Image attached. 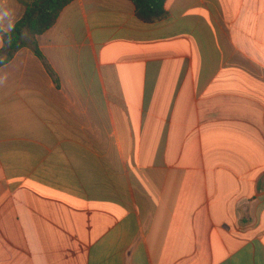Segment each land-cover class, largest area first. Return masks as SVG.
Masks as SVG:
<instances>
[{
  "label": "crops",
  "instance_id": "1",
  "mask_svg": "<svg viewBox=\"0 0 264 264\" xmlns=\"http://www.w3.org/2000/svg\"><path fill=\"white\" fill-rule=\"evenodd\" d=\"M165 7L75 0L0 67V264H264V0Z\"/></svg>",
  "mask_w": 264,
  "mask_h": 264
},
{
  "label": "trees",
  "instance_id": "2",
  "mask_svg": "<svg viewBox=\"0 0 264 264\" xmlns=\"http://www.w3.org/2000/svg\"><path fill=\"white\" fill-rule=\"evenodd\" d=\"M75 0H19L24 7L23 17L14 25L10 32H4L0 28V35L4 40V46L0 50V56L5 59L0 67L8 63L14 55L25 45L23 33L29 31L31 35V47L35 54L45 60L39 50L37 37L51 29L57 22L63 9ZM136 8L137 17L145 23L160 22L168 17L165 4L167 0H131ZM11 37V43H9ZM52 73L50 67H48Z\"/></svg>",
  "mask_w": 264,
  "mask_h": 264
},
{
  "label": "clouds",
  "instance_id": "3",
  "mask_svg": "<svg viewBox=\"0 0 264 264\" xmlns=\"http://www.w3.org/2000/svg\"><path fill=\"white\" fill-rule=\"evenodd\" d=\"M6 2L7 0H0V21H3L6 18L12 16V10L4 6L6 5ZM13 27L14 25L9 22L8 29L11 30ZM8 42L11 43V37H9ZM4 59H5L4 56H0V63H2ZM6 79H7L6 75H0V86H3V84L6 82Z\"/></svg>",
  "mask_w": 264,
  "mask_h": 264
}]
</instances>
